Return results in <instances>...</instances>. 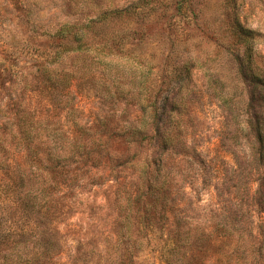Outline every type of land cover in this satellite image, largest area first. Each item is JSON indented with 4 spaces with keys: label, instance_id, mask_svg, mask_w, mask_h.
<instances>
[{
    "label": "rangeland",
    "instance_id": "374dc122",
    "mask_svg": "<svg viewBox=\"0 0 264 264\" xmlns=\"http://www.w3.org/2000/svg\"><path fill=\"white\" fill-rule=\"evenodd\" d=\"M175 1L180 3L176 11ZM235 1L233 10L229 0H0V58L22 52L25 74L31 70L27 49H35L45 38L43 35L59 23L91 16L99 6L126 9L129 16L122 21L119 33H136L133 44L121 52L119 64L124 74L119 82L122 86L118 88V102L102 98L109 80V75L103 73L95 80L91 76L74 78L68 89L70 95L68 99L61 96L65 99L62 102L58 101L60 97H51L47 89L38 88V79L33 76L16 86L23 108L35 111V122L41 130L62 129L64 138L71 139L72 124L77 122L97 133L95 139H104L103 134L111 126L135 124L139 112L130 96L140 91L137 80L141 73H148L146 87L150 89L157 82V92L162 96L159 129H178L171 145L165 148L156 131L151 134L152 143L143 148L110 141L113 155L98 158L95 169L88 161L82 171L75 170L78 164L72 160L54 164L56 171L67 172L68 177L75 174L77 178L64 214L53 225L62 244L54 264H113L120 259L123 246L116 244L118 215L145 159L152 163L150 170L154 169L155 176L165 175L169 181L168 199L174 204L171 221L185 218V224H197L210 233L214 223L226 219L242 223L248 236L264 239V205L259 206V202L264 204V168L251 156V133L238 131L232 112L246 115L247 100L254 90L239 71L236 59L222 52L216 43L217 31L228 32L230 17L237 16L243 27L259 34L257 47L264 68V0ZM65 62L75 70L90 63L76 57ZM131 63L138 68L134 79L128 68ZM160 81L165 85L161 86ZM220 94L224 102L230 100V107L218 101ZM174 96L176 100H172ZM256 96L264 106V95L263 99ZM72 107L76 112H69ZM258 110L264 111V107ZM54 135L50 134L49 139L41 137L48 141V147L42 145L40 152L54 150ZM63 145L68 143L63 141ZM4 205L0 199V214ZM4 215L5 212V218ZM14 220L27 236L48 226L43 225L38 214L26 210ZM162 234L152 233L150 244L145 241L139 254L132 251L135 263L161 264L156 250ZM4 246L0 243V252ZM260 263L264 264V256ZM205 264H214V258Z\"/></svg>",
    "mask_w": 264,
    "mask_h": 264
},
{
    "label": "trees",
    "instance_id": "16d2710c",
    "mask_svg": "<svg viewBox=\"0 0 264 264\" xmlns=\"http://www.w3.org/2000/svg\"><path fill=\"white\" fill-rule=\"evenodd\" d=\"M174 3L173 9H180V3ZM229 3L235 10L236 1L229 0ZM128 16L126 9L99 6L91 16L76 22L59 23L43 35L45 38L35 49H27L26 56L31 65L27 74L21 67L22 52H12L8 58H0V173L3 176L0 199L5 204V210L1 211L6 215L4 218L0 214V243L5 245L0 252V264H54L61 253V238L53 225L64 214L65 202L72 197L73 182L77 178L75 174L68 177L67 172L56 171L57 165L54 164L72 160L78 164L75 170L82 171L88 161L90 168L95 169L98 158L113 155L110 141L118 140L128 148H143L146 143H152L154 137L151 134L156 131L160 144L165 148L171 145L173 135L177 134L178 129H159L162 96L157 92V82L151 85V90L146 87L148 73L139 75L137 88L140 91L130 96L139 112L135 124L111 126L103 134L104 139L101 136L95 139L97 133L77 122L72 124L71 139L64 138L62 129L50 131L46 127L41 130L35 122V111H25L21 94L15 92L16 86L26 83L28 76H33L38 79V88L47 89L51 97H60L58 101L62 102L68 99V89L74 78L89 79L91 76L95 80L103 73L109 75V80L102 98L118 102L121 97L118 88L122 86L119 82L124 74L119 64L121 52L125 46L133 44L136 35L134 31L119 33L122 21ZM228 27V32L217 31L216 43L222 52L236 59L239 71L254 90L247 100L249 109L246 115H239L232 109L233 118L238 131L249 130L251 133L254 146L250 149L251 156L264 168V111L258 110L264 106L259 104L260 98L256 96L263 99L264 95V68L260 65L257 47L260 36L243 27L237 16L230 17ZM72 57L90 63H83L75 70L65 62ZM128 68L132 78H136L137 66L131 63ZM160 83L164 86L166 82ZM141 90L146 93H141ZM61 96L65 99L62 100ZM217 99L230 107L231 102H224V95L220 94ZM69 112L76 110L72 107ZM50 134L56 135V147L53 151L46 148L42 153L40 147L47 146L48 141L41 137L49 139ZM63 141L68 146L63 145ZM151 164L148 159L140 164L133 190L122 200L124 204L118 215L116 244L123 247H120V259L113 264H138L132 258V251L139 254L145 241L149 245V236L157 231L165 234L161 235L163 240L156 250L161 264H205L211 257L214 264H261L264 239L260 241L251 234L248 236L242 223L233 224L226 219L214 223L212 236V232L200 229L197 224L193 227V224H185V218L171 221L174 204L168 199L169 181L165 175L155 176L154 169L150 170ZM259 203V206L264 205ZM23 210L38 214L44 220L43 225L48 226L38 230L36 235H25L19 222L14 220Z\"/></svg>",
    "mask_w": 264,
    "mask_h": 264
}]
</instances>
